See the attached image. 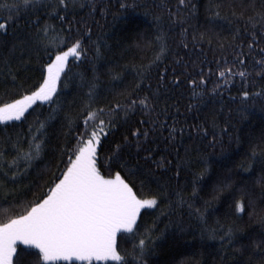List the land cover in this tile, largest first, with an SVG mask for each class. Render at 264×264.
<instances>
[{
	"label": "snow or ice",
	"instance_id": "6c2138e0",
	"mask_svg": "<svg viewBox=\"0 0 264 264\" xmlns=\"http://www.w3.org/2000/svg\"><path fill=\"white\" fill-rule=\"evenodd\" d=\"M261 7L256 10L255 0L248 3H235L231 6V15L245 22L243 32L239 28L232 35L233 59H223V64L217 61L218 79L211 89L216 93L221 87L232 83V78L239 75L245 84L239 97L230 96L229 100L237 107L235 112L239 122L247 120L255 109L257 99L264 100V86L257 91L248 90V77L264 80V0H260ZM165 11L168 17L169 30L179 28V43L187 49L189 36L193 45L203 43L206 36L211 44V38L207 31L197 33L194 26L189 24L196 13L197 5L193 0H175V4H169L165 0L155 4ZM109 4L98 3L97 0H14L10 6H5L6 15H0V54L4 55L3 68L0 71V83L11 85L14 95L6 100H0V122L20 121L25 113L33 105L39 102H48L55 105L48 119H55V113L62 111L57 103L58 85L62 76L66 75V68L70 58L79 60L87 54L84 39L91 40L92 29L87 21L81 18L84 25L82 34L72 36V25L67 28H57L49 21H59L61 25L68 21L70 13L76 9H88L87 15L95 17L96 14L107 16ZM222 5L218 2L211 3L207 11L214 18L227 19L221 16ZM239 7V15H237ZM119 15L114 14V19L126 17L129 13H135L138 9H145L144 15H151L153 26L158 30L156 41L159 43V51L147 64L136 66V82L131 90L118 93L123 99H114L107 106L92 108L87 105V115L84 117L83 130L75 134V143L71 146L63 145L57 151L59 153L57 170L52 172V179L47 182V187L38 189L32 198L19 203L15 198L14 189L9 186L15 184L20 173L31 167L32 163L42 159L48 145L46 122L37 118L36 127H29V136L25 140H17L14 145L15 155L10 161H5L7 169L0 173V264H60V262L83 261L94 264L96 261H114L118 264H131L121 256L117 245V234L120 232L131 233L136 236V230L140 227L137 223L141 209L160 207L161 215H171L179 208L187 206L189 215L204 221V213L199 208L193 210V203L184 198L182 190L169 191L167 182H161V178L155 175L156 169L171 172L172 160L161 156L154 158V149L148 145L150 137L154 133L166 127V121L160 120V113L156 112V102L159 88L152 90L149 73L167 51V32L162 26L163 16L150 13L139 0H117ZM249 10L252 14H247ZM34 17L27 19L26 34L16 37L14 42H9V28L16 25L22 17ZM98 23V21H95ZM193 31L189 33V28ZM67 33V35H66ZM13 35H15L13 33ZM239 41V43H235ZM95 45L94 60L102 59L101 45L93 41ZM10 45V46H9ZM221 48L224 44L219 45ZM247 49V51H245ZM43 52L46 62L42 64L40 79L25 87L20 80V71L25 69L31 61L33 53L37 55ZM18 53V55H17ZM252 58V72L247 70L248 58ZM258 57V58H257ZM16 60L17 67H13L12 60ZM239 64L243 69L234 71ZM167 69H165V72ZM93 80L88 83L89 100H92L96 91V68H93ZM113 79H119L120 73L114 69H108ZM211 74V69H209ZM199 79L189 78L188 83L192 87L193 96H203V88L206 86V78L203 70L198 74ZM161 74L159 79L163 80ZM255 78L252 83L254 84ZM83 82V77H82ZM180 78H174L173 83L179 84ZM67 86V85H65ZM201 88L197 92V88ZM148 88L149 91L141 95V91ZM166 114V110H162ZM264 111V106L261 107ZM233 109L229 108L225 114L223 106L219 111L212 110L210 118L194 125L195 140L205 147L214 148L217 144H223L224 138L236 141L240 140L239 129L232 123ZM139 113L143 119L132 122V116ZM223 117V123L218 121ZM68 119L69 132L72 121ZM118 123L131 124L126 129L122 141L113 143L106 153L102 155V137L107 138L108 132L114 130ZM146 126V127H145ZM107 130V131H106ZM177 128L175 125L168 127L169 141H175ZM179 131H183L180 129ZM264 135V133H262ZM176 151V163L174 165V178L178 180L181 170L191 172L196 177L192 181L191 195L197 194L196 183L203 173L192 171V164H206V155L201 152L193 159L188 155L189 149L185 147V155H179ZM260 155L264 157V149ZM4 154L0 153V159ZM64 157H67L65 160ZM251 157H257L254 147ZM143 161V163H141ZM23 163L24 167L20 168ZM63 168H60V165ZM264 171V159L261 160ZM155 166L153 168L152 166ZM107 169V175L102 172ZM124 172L125 175L121 173ZM10 174V175H9ZM128 177V179L125 178ZM136 181H139L141 193L134 190ZM156 184V190L149 194L143 192L146 184ZM260 183L264 185V176ZM222 188L217 189L221 191ZM147 197V198H142ZM174 197V198H173ZM163 205V207H161ZM236 212L244 211L242 201H236ZM253 215V213H249ZM257 223L264 228V215L256 217ZM155 230V222L140 234L138 245L133 253L139 264H147L144 256L149 246L154 243L152 232ZM237 229L232 226L219 230L211 229V238L219 239L221 249L234 248L239 244L237 251L248 247L237 238ZM251 247L264 255V233L259 239L251 241Z\"/></svg>",
	"mask_w": 264,
	"mask_h": 264
},
{
	"label": "trees",
	"instance_id": "16d2710c",
	"mask_svg": "<svg viewBox=\"0 0 264 264\" xmlns=\"http://www.w3.org/2000/svg\"><path fill=\"white\" fill-rule=\"evenodd\" d=\"M98 3L109 4L107 16L96 14L95 17L87 15L88 9H76L73 14L70 13L68 21L61 25L59 21H49L57 28H67L72 25V36L82 34L84 25L81 18L87 21L91 27V40L84 39V46L87 54L79 60L70 58L66 68V75L62 76L58 85L57 103L62 111L55 113V119L49 120L53 107L48 102H37L25 113L20 121L0 122V153L4 154L0 159V173L6 171L5 161H10L15 155L14 145L17 140L28 138L29 127L35 128L37 118L46 122L48 145L42 159L34 161L30 168L20 173L15 184L9 187L14 189L16 201L23 203L32 198L34 192L38 189L46 188L47 182L52 179V172L57 170L58 149L63 145L71 146L75 143L74 136L77 132L83 130L84 117L87 115L86 106L91 104L94 109L98 106H107L114 99H123L118 93L126 89L131 90L136 82L135 68L141 64H147L159 51V43L156 41L158 30L153 26L152 16L144 15L145 9H138L135 13H129L126 17L114 19L113 15H119L117 0H97ZM146 9L153 14L163 16L162 26L167 32V51L162 59L153 66L149 73L151 89L159 88V95L155 105L156 112L160 113V120L166 121V127L154 133L150 137L148 145L154 149V158L161 156L172 160L171 172L163 169H156L155 175L161 178V182H167L169 191L176 189L182 190L184 198L193 203V210L199 208L204 213V221L197 219L194 215H189V209L185 205L176 212L169 215H161L160 207L143 208L137 223L140 226L136 230V236L131 233L120 232L117 234V245L121 256L130 261L131 264H139L133 249L138 245L140 234L144 233L146 228L155 222V230L152 232L154 243L149 246L144 260L147 264H264V255L251 247L253 239H259L264 228L257 223L256 217L264 215V185L260 183L262 171L260 155L264 149V100L257 99L255 109L250 113L247 120L239 122L235 109L236 105L230 100V96L239 97L240 92L245 87L241 77L236 75L232 78V83L221 87L216 93L211 89L218 79L217 61L223 64V59L232 61L233 52L231 45L234 43L232 35L237 28L243 32L245 22L231 15V6L235 3L239 6L241 3H248L249 0H193L197 5L195 16L189 21L194 26L197 33L207 31L211 38V44L205 41L193 45L189 36V47L185 49L180 43L179 31L177 27L169 30L168 17L165 11L155 4L161 0H139ZM169 4H175V0H165ZM220 3L222 5L220 12L222 17L227 19L214 18L211 12L206 9L211 3ZM14 0H0V15H6L5 6H10ZM256 10L261 7L260 0H255ZM239 15V7H237ZM247 14H252L249 10ZM34 17H22L16 22V25L9 28L8 41L14 42L16 37H23L27 29L25 24L27 19ZM95 21H98L96 23ZM193 28H189V33ZM13 33L15 35H13ZM67 35V33H66ZM97 41L101 45L102 59L94 60L95 45ZM223 43L224 47L219 45ZM235 43H239L236 41ZM10 46V45H9ZM247 51V49H245ZM18 55V53H17ZM258 58V57H257ZM4 55L0 54V71H6L3 68ZM46 62L43 52L38 55L33 53L30 63L20 71V80L25 87L33 84L40 79L42 64ZM252 58H248L247 70L252 72ZM13 67H17L16 60H12ZM96 68L97 85L95 95L89 100L88 83L93 80V68ZM112 68L116 73H120L119 79H113L108 72ZM165 69L167 71L165 72ZM211 69V74H209ZM203 70L206 78V86L203 88V96H193L192 87L188 83L189 78L199 79L198 74ZM234 71L243 70L239 64L233 68ZM163 74V80L159 76ZM180 78V82L173 83L175 77ZM83 77V82H82ZM248 77V90L257 91L264 86V80ZM2 80V77H0ZM67 85V86H65ZM148 88L141 91V95L148 92ZM197 92L201 88L196 89ZM15 92L9 84L5 86L0 83V100H6ZM223 106L224 113L228 109H233L232 123L239 129V142L229 141L224 138V143L217 144L214 148L205 147L204 144L195 140L194 125L210 118L212 110L219 111ZM166 110V114L162 111ZM71 118L72 128L69 132L68 119ZM139 113L132 116V122L143 119ZM223 123V117L218 121ZM175 125L177 128L175 141H169L168 127ZM132 125H123L118 123L114 130L108 132L107 138L102 137L103 148L102 155L106 153L107 148L115 143L122 141L123 135L127 134L126 129ZM146 127V126H145ZM183 129V131H179ZM107 131V130H106ZM185 147L189 149L188 155L195 159L199 153L206 155V164L194 163L191 168L194 172H201L205 167L207 171L203 173L196 183L197 194L191 195L193 184L196 179L191 172L181 170L178 180L174 178V165L176 163V151L179 149V155H185ZM256 148L257 157L253 159L251 152ZM66 160L67 157H64ZM143 163V161H141ZM23 163L20 168H23ZM155 168V166H152ZM63 168V165H60ZM107 175L108 170L102 169ZM125 175L124 172L121 173ZM10 175V174H9ZM128 179L127 176H125ZM222 188L221 191L217 189ZM134 190L138 195L141 193L139 181H136ZM156 190V184H146L143 188L145 194ZM147 198V197H142ZM174 198V197H173ZM242 201L244 204L243 212H236V201ZM163 207V205H161ZM253 213V215H249ZM223 226L227 228L232 226L237 229V238L240 243L248 245L244 249L237 251L239 244L234 248L226 250L221 249L219 239L211 238V229L219 230ZM60 264H73V262H60ZM74 264H79L75 263ZM87 264V263H84ZM94 264H118L114 261H96Z\"/></svg>",
	"mask_w": 264,
	"mask_h": 264
},
{
	"label": "rangeland",
	"instance_id": "374dc122",
	"mask_svg": "<svg viewBox=\"0 0 264 264\" xmlns=\"http://www.w3.org/2000/svg\"><path fill=\"white\" fill-rule=\"evenodd\" d=\"M110 261H111V260H110ZM75 263L84 264V263H87V262H83V261H75Z\"/></svg>",
	"mask_w": 264,
	"mask_h": 264
}]
</instances>
